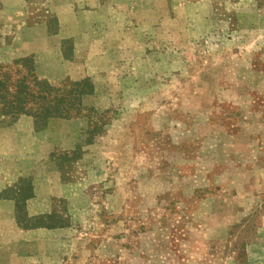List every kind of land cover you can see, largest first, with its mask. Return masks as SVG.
I'll use <instances>...</instances> for the list:
<instances>
[{
  "label": "rangeland",
  "instance_id": "374dc122",
  "mask_svg": "<svg viewBox=\"0 0 264 264\" xmlns=\"http://www.w3.org/2000/svg\"><path fill=\"white\" fill-rule=\"evenodd\" d=\"M20 60L91 91L78 118L0 120V159L6 139L45 177L0 199L66 230L39 264H264V0H0V66Z\"/></svg>",
  "mask_w": 264,
  "mask_h": 264
},
{
  "label": "trees",
  "instance_id": "16d2710c",
  "mask_svg": "<svg viewBox=\"0 0 264 264\" xmlns=\"http://www.w3.org/2000/svg\"><path fill=\"white\" fill-rule=\"evenodd\" d=\"M87 83V80L65 81L55 87L36 78L29 60L16 61L12 68L0 66V120L13 122L20 116H29L37 131L54 118H78L81 116V97L91 92ZM31 197L27 196L24 202ZM16 222L25 230L43 227L21 226L18 220Z\"/></svg>",
  "mask_w": 264,
  "mask_h": 264
},
{
  "label": "crops",
  "instance_id": "0c3cea01",
  "mask_svg": "<svg viewBox=\"0 0 264 264\" xmlns=\"http://www.w3.org/2000/svg\"><path fill=\"white\" fill-rule=\"evenodd\" d=\"M24 123L28 124V130L24 131L25 138H31L32 143H35L36 139L32 136V121L28 118H23ZM21 121V120H20ZM19 121V122H20ZM3 130L2 133L6 138L8 132ZM4 145V157L0 159V194L6 191L8 188L12 187L19 179H30L32 180V185L36 187L38 183L44 181L45 177L41 175H36L33 166L13 169L6 164H10L11 159L7 151L10 147H6V139L3 141ZM31 157V156H30ZM33 157V156H32ZM8 162V163H7ZM6 165V166H5ZM43 178V180H42ZM47 181L53 183V190H49L48 193L52 197L56 198H66L65 187L60 181V175L55 172L51 177H46ZM45 199H40L38 193L33 191V195L30 199L26 200V210L30 217H38L42 215H47L51 213L50 208H44L43 203ZM64 229L47 230L43 228L32 229V230H22L20 229L14 219V202L11 199H0V253H8L10 258V264H39L43 262L41 259L48 258L52 256V253H47L42 255L38 250V247L43 245H48L49 247L53 244V237L63 233ZM45 238H48L46 240ZM50 238V239H49ZM11 254V255H10Z\"/></svg>",
  "mask_w": 264,
  "mask_h": 264
}]
</instances>
